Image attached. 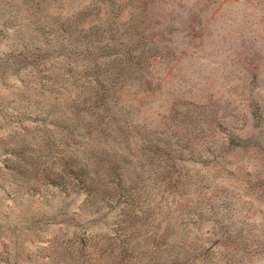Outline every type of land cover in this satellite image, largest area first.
Instances as JSON below:
<instances>
[{
    "label": "rangeland",
    "instance_id": "obj_1",
    "mask_svg": "<svg viewBox=\"0 0 264 264\" xmlns=\"http://www.w3.org/2000/svg\"><path fill=\"white\" fill-rule=\"evenodd\" d=\"M0 264H264V0H0Z\"/></svg>",
    "mask_w": 264,
    "mask_h": 264
},
{
    "label": "trees",
    "instance_id": "obj_2",
    "mask_svg": "<svg viewBox=\"0 0 264 264\" xmlns=\"http://www.w3.org/2000/svg\"><path fill=\"white\" fill-rule=\"evenodd\" d=\"M232 143V142H231Z\"/></svg>",
    "mask_w": 264,
    "mask_h": 264
}]
</instances>
